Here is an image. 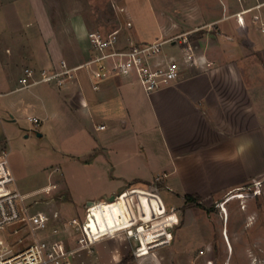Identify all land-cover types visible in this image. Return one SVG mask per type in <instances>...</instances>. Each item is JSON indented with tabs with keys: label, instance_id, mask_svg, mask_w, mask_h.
<instances>
[{
	"label": "crops",
	"instance_id": "obj_1",
	"mask_svg": "<svg viewBox=\"0 0 264 264\" xmlns=\"http://www.w3.org/2000/svg\"><path fill=\"white\" fill-rule=\"evenodd\" d=\"M65 1L0 0L12 28L32 17L38 21L37 42L29 41L30 36L28 41L18 37L13 48H0V96L51 83L13 86L25 68H32L39 78L41 70H59L62 60L74 68L91 58L88 0H69L68 9ZM200 2L213 4L215 14L207 12L205 32L193 44L196 63L189 65L182 58L181 75L171 85L148 93L133 77H111L95 89L88 71L79 69L61 86L55 82L59 90L45 87L40 96L44 117H36L37 126L46 120L83 132L85 147L69 155L86 158L95 178L111 181L106 190L76 200L96 202L83 232L93 244L115 241L114 264H258V256L248 252L239 263L236 260L244 256L225 248V243L241 241L238 229L232 239L225 224L222 235L205 238L202 253L176 256L168 246L173 236L166 227L178 223L175 210L187 202L186 195L199 196L206 209L222 208L220 217H224L231 210L233 192L241 210L246 194L253 207L254 198L264 193V30L255 19L258 15L264 20V0ZM154 13L146 16L149 21ZM144 17L128 12L131 20L125 23L121 46L158 38L138 37L134 28ZM1 33L5 32L0 29ZM4 102L10 105L9 98ZM12 117L7 120L0 114V155L8 152L10 128L5 123L16 122V115ZM102 125L105 128H99ZM158 175L165 190L162 195L139 186L154 182ZM257 180L263 181L262 186L250 190ZM57 184L66 199L69 188L63 181ZM102 193L106 201L98 199ZM227 194L231 195L224 199ZM113 195L117 197L109 200ZM167 202L176 208L173 213ZM149 219L158 220L154 226L162 229L147 230ZM130 236L138 240L137 256ZM215 240L224 245L222 250H215ZM149 254L154 260L146 263L143 256Z\"/></svg>",
	"mask_w": 264,
	"mask_h": 264
},
{
	"label": "rangeland",
	"instance_id": "obj_2",
	"mask_svg": "<svg viewBox=\"0 0 264 264\" xmlns=\"http://www.w3.org/2000/svg\"><path fill=\"white\" fill-rule=\"evenodd\" d=\"M67 1L64 2L66 7L69 5ZM65 9H68V7ZM151 10L155 11V17L154 20L149 21L146 16L152 13ZM2 11L3 9H0V29L5 33L0 35L1 49L6 48V46L13 48L15 38L18 37H24L28 41L27 36H30L29 41H36L34 31L38 28L37 20L33 17L29 20L25 19L24 22L22 21L20 28H12L8 18L3 16ZM128 12L133 15L137 13L145 14L146 18L144 17L143 21L141 20L140 26L137 25L134 28L138 37L152 39L158 36L162 40L177 41L176 44H172V42L165 43L162 47L161 56L167 59L174 58L180 62L183 58V50L179 42L181 39L179 36L185 34L187 39L194 44L199 36L205 32L203 26L208 21L207 12H210L211 15L215 14V7L211 3H202L200 0H88L85 8V16L90 31L108 33L121 28L120 37H123L125 23L131 20L127 18ZM256 21L258 27L262 29V20ZM146 42L140 41V43ZM12 85L19 86L21 84L15 81ZM45 87L55 90L60 89L55 82H51L34 86L30 90L16 92L8 97L0 96L1 116L7 120H12V116L16 115V122L11 123V125L5 123L10 128V141L6 142L8 148L7 160L17 187L22 193H29L43 188L49 183H61L62 181L69 188L65 193L66 199L64 200L62 199L64 193L62 186L51 191L49 195H39L37 198H40L43 202L37 204L32 211L35 213L39 210H46L52 214L57 211L60 216V225L53 221L51 226L60 228V231L54 233L48 227L39 230L37 235L39 237L56 238L65 248H76L80 246L78 243L80 234L70 236L61 222L68 221L74 216L79 221L85 219V216L87 218L93 208L87 210V202L80 201V199L91 192L98 193L101 190H106L107 185H111V181L95 178L93 171L87 167L86 158L69 155V153L73 154L85 147V143L81 140L83 132L73 131L70 125H64L61 128L55 122H47L46 120L38 126L29 121L28 117H38L39 119L44 117L43 101L40 96ZM8 98L10 101L9 106L7 102H4ZM40 130L44 131L43 136L39 135ZM81 161H83L82 165L79 164ZM161 175L156 176L153 179L154 182L139 184V186L152 189L162 195L165 190H161ZM133 183H135L134 180L129 182L131 186ZM251 185L249 189L255 190L253 187L254 182ZM99 195L102 196H99L98 199L107 200L103 193ZM230 195H225L224 199ZM77 197L80 199L76 200ZM237 197V192H233L232 201L228 205L231 210L224 213V217H220L222 208L214 205L206 209L201 203L187 201L182 207L175 210L176 208L170 206L167 202L169 213H173L175 210L178 217V223L166 227L173 236L169 245L173 253L176 256L183 253H202L205 250V238L207 236L216 238L218 234L222 235L223 224H225L232 239H234V231L237 229L239 231L240 243H225V248L234 249L237 254H240L239 256H244L236 261L240 263L242 262L241 258H248V252L251 255L258 256L256 258L258 264L264 263V193L254 198L252 201L254 202L253 207L248 205L249 195L247 197L246 194L244 203L240 205L243 210L237 207L239 205ZM251 212H253L251 216H248ZM157 222L158 220H146V229L151 232H154V229L161 230V226H154ZM16 227L18 228L17 225H14L6 229H0V238L6 242L14 241L15 246L19 248L32 240V234L31 232L27 233L24 243H16L17 239L24 235L22 230L15 233L14 229ZM69 231L81 232L78 227H74ZM127 235L122 233V237ZM130 238L132 239L131 250L136 255L138 240L134 236H130ZM213 245L215 250H222L224 246L219 242L217 243L216 240ZM115 248V241L93 244L88 248L75 251L72 254V262L73 264H114L111 257ZM143 257L146 263L154 260L150 254Z\"/></svg>",
	"mask_w": 264,
	"mask_h": 264
},
{
	"label": "built area",
	"instance_id": "obj_3",
	"mask_svg": "<svg viewBox=\"0 0 264 264\" xmlns=\"http://www.w3.org/2000/svg\"><path fill=\"white\" fill-rule=\"evenodd\" d=\"M255 19L262 20V29L264 30V20L258 15L255 16ZM127 25L131 26V22H128ZM120 33L121 28L108 33L90 31L88 36L93 50L90 59L74 68L69 67L67 62L62 60L59 70H41L39 78H35L36 72L32 68H25L24 75L19 79L21 86L29 87L39 82L52 81L61 86L67 79L73 77L75 71L86 69L95 89H98L100 83L107 78L133 77L146 92L151 93L171 85L180 77L181 63L174 58L160 57L163 45L172 42L171 39L157 38L151 42L121 46ZM179 37H181L179 42L182 45L184 61L189 65H194L196 58L193 44L185 34ZM28 119L35 125L39 123V119L36 117H28ZM99 128L103 129L105 126L102 125ZM7 157L8 152L3 150L0 155V168L2 169L0 172V229L17 225L18 228L16 227L14 232L22 230L24 235L19 237L16 243H24L28 232H31L32 240L18 248L14 241L6 242L0 238V264H73L72 254L75 251L88 248L94 243L83 232L86 216L81 221L72 218L61 222L70 236L80 234L78 238L80 246L76 248H65L56 238L39 237L37 232L48 227L54 233L60 231V228L51 226L53 221L60 225V216L57 211L53 214L46 210H39L35 213L32 211L37 204L43 202L37 197L41 194L49 195L51 191L58 188V184L56 182L49 183L38 190L22 193L17 187ZM254 186L261 187L262 180L255 181ZM220 204L218 203V205ZM92 207H88L87 210ZM74 227H78L81 232L69 231ZM171 240L172 238L169 243ZM137 254L138 251L136 256Z\"/></svg>",
	"mask_w": 264,
	"mask_h": 264
},
{
	"label": "trees",
	"instance_id": "obj_4",
	"mask_svg": "<svg viewBox=\"0 0 264 264\" xmlns=\"http://www.w3.org/2000/svg\"><path fill=\"white\" fill-rule=\"evenodd\" d=\"M185 197H186L187 201H196L197 203H200L199 202V196L186 195Z\"/></svg>",
	"mask_w": 264,
	"mask_h": 264
},
{
	"label": "water",
	"instance_id": "obj_5",
	"mask_svg": "<svg viewBox=\"0 0 264 264\" xmlns=\"http://www.w3.org/2000/svg\"><path fill=\"white\" fill-rule=\"evenodd\" d=\"M39 135H41V134L39 133ZM115 198H116V196L113 195V196H111V197L109 198V200H114ZM94 203H95L94 201H90V202L87 203V206H88V207L93 206Z\"/></svg>",
	"mask_w": 264,
	"mask_h": 264
},
{
	"label": "bare ground",
	"instance_id": "obj_6",
	"mask_svg": "<svg viewBox=\"0 0 264 264\" xmlns=\"http://www.w3.org/2000/svg\"><path fill=\"white\" fill-rule=\"evenodd\" d=\"M140 230H141V228H140V227H138L137 231H140Z\"/></svg>",
	"mask_w": 264,
	"mask_h": 264
}]
</instances>
